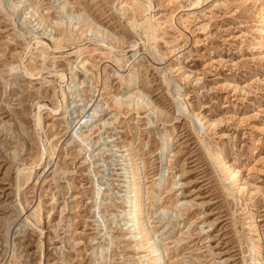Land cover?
<instances>
[{"label":"rangeland","instance_id":"rangeland-1","mask_svg":"<svg viewBox=\"0 0 264 264\" xmlns=\"http://www.w3.org/2000/svg\"><path fill=\"white\" fill-rule=\"evenodd\" d=\"M262 11L264 0H1L0 264H143L124 201L129 144L146 222L172 264H251L254 249L264 264ZM79 12L122 41L109 49ZM48 20L75 28L54 31ZM84 60L126 101L135 68L159 110L108 107ZM183 99L200 120L182 111ZM211 151L241 169L242 194ZM186 200L179 215L157 207Z\"/></svg>","mask_w":264,"mask_h":264},{"label":"bare ground","instance_id":"bare-ground-1","mask_svg":"<svg viewBox=\"0 0 264 264\" xmlns=\"http://www.w3.org/2000/svg\"><path fill=\"white\" fill-rule=\"evenodd\" d=\"M31 4L35 5L33 2ZM149 8H150V5H149ZM32 10L34 12H36L37 8L35 6H32ZM41 17L42 16H40V18ZM78 17L83 19V21L90 28V31H93L94 34L99 35L100 37L103 38V40H101V41L105 42V40H107L108 42H110L109 44L111 46L108 47L109 49H112L114 44L119 43L120 41H122L121 38L116 37L115 34H113L112 32L104 30V28H102L99 24H97V22H95L91 17H89V15H85V13L79 12L78 13ZM49 22L50 23L47 22L48 26H50V28L53 29L54 31L55 30H63L64 31V30H66L67 28H70V27L73 28V29L75 28L74 24H72L71 22L65 23L63 21H54V20L53 21H49ZM140 24H141V21L140 22L138 21L136 23L133 22L131 24V29L135 30V28L137 26H139ZM258 25L260 26V31L264 34V11H262L259 14ZM149 27L145 28V30H144L145 31L144 34L146 36H148L146 34V32L149 31ZM73 29H72V31H73ZM70 31H71V29H70ZM149 36H150V34H149ZM34 39H35V43L36 44H40V43L43 42V40L40 39L39 37L35 36ZM132 46H134V43L132 44ZM91 51H92V49L89 50V53ZM135 54H136V52H134L132 54V57H134ZM82 58H84V56H82ZM85 62H87V60H84L82 66L80 67V68H83L81 70H83V72L85 71L86 74L88 73V75L92 79V82L95 83L96 86L100 87L101 83H102L103 86H101L100 88L102 90H104L106 92V94L108 95V98H110V102L107 103L108 107L111 106L110 103L114 104L117 108H119V107H121L123 105L128 106V107L137 106V108L146 107L147 108L146 110L148 112H150V113L152 112L153 114H155V112H154L155 110H159V109L156 108L155 103H153L150 100L148 95L143 90L137 88L138 86L136 85V83H138L137 82L138 73H137L135 68H133V70L132 69L129 70L130 73H129V77L127 79V83H128L127 84V87H128L127 92L129 91L128 96L132 97V98H131V100L128 99V101H126V100H123L122 97H120V96L109 95V90L106 89L107 88L106 87V79H107V77L103 73L102 76H101L102 80L99 79L100 73L95 72V70L90 71L89 69H87L86 66H85ZM163 70L164 71H172L171 67H168V66H166ZM25 72H26V74H29V75L31 74L28 70H25ZM165 74L166 73L163 74V80L167 81L168 78L166 77ZM60 77H63V75L60 74ZM178 81H177V84L180 82V81L179 82ZM178 85H176V86H178ZM65 94L66 93L64 92V90H61L62 100L66 102ZM81 103H82V101H81ZM81 103H77V104L73 103V104H74V107H75V106H78V105L80 106ZM96 105H97V103H96ZM179 106H180V108L182 109V111L185 114H187L188 116H193L194 119L197 118L198 120H200V118L197 117L198 114H194L189 108H187V103H186L185 100L183 101V103H180ZM84 108H82V110H85ZM95 109H96V107H94V109L92 110V114L96 112ZM50 110L54 111V110H57V108L50 109ZM91 116L92 115H90V116L87 115L85 120H83L84 123L86 122V124H87V121L89 120V118H91ZM35 120H36V124H38L40 122V118H36ZM200 123H202V122L200 121ZM103 124H104V122H103ZM162 142H164L163 144H165L164 145L165 146V151L168 152L169 145H170V142H171V134L168 133V132L163 133ZM124 150L128 151V155L127 156H129L128 159L130 160V166H129V171L128 172L131 173L130 175H131V178H132L130 180L131 184L128 187L129 190L127 191L128 195L125 196V200H124L126 203H128V205H125V206H129L130 208H132V209H130L131 210V214L134 213V215H132L130 217L132 225L134 226V230H137V234H135V237L137 236L138 239H135L136 241H135L134 247H136V250L143 249L146 252L145 254L138 255V257L140 258V261L143 262V264H172V262L170 260L171 257H169L167 254H165V249L160 244L161 243L160 240H162V239L161 238H158V239L154 238L155 235L153 236L152 229H151V227L148 226V223L146 222V219H145L146 218V211H145L146 209H145V206H144V189H143L142 185L139 183V177H140V174H141V169H140V165H139V163H140L139 159L133 153L132 147H131L130 144H129V146H126V149H124ZM210 155H212V157L216 160V163H217L219 169L223 172L225 180L230 183V185L232 187L231 190H232V193L234 194V196H237L238 194H242L245 187L241 186L242 184L240 185V183H237V181L240 180L239 177H240V174H241V169L238 166L229 165L227 163V161L224 159L223 155H221V153H219L218 151H211ZM161 183H163V185H165V181L162 180V179H159V183H157V188L159 187V189H160ZM159 199H160L159 195L156 193L155 197H154V200H155L154 202H158ZM187 203L189 204V206H192L191 201L186 200V201H180L179 204L177 203V205H174V206L168 205V206H163L162 208H160L161 207V203H160L159 205H157V207L159 209H161L162 211L166 210V212H167V210H168L169 212H171V214L173 213L174 215H179V213L181 211H184L187 208V206H185ZM256 226H257V224H253L251 227H252L253 230H256V228H255ZM179 230H180V228H176L177 232ZM168 232H170V231H168ZM126 234L127 233H124L123 235H126ZM180 236H179V238L175 237L173 239V241L174 242H179L181 240V238H182V233L181 232H180ZM258 255H259L258 250L254 249L252 251L251 256H250V261L252 262L251 264H261V262H260L261 260H259L258 257H257ZM183 257L181 256L180 258H176L175 259L176 264H179L180 262H182V258Z\"/></svg>","mask_w":264,"mask_h":264}]
</instances>
